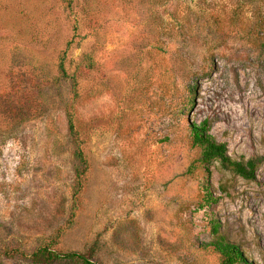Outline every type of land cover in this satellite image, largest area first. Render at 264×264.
<instances>
[{
    "label": "rangeland",
    "instance_id": "rangeland-1",
    "mask_svg": "<svg viewBox=\"0 0 264 264\" xmlns=\"http://www.w3.org/2000/svg\"><path fill=\"white\" fill-rule=\"evenodd\" d=\"M205 119L264 156V0H0V264H220L218 236L264 264V160L207 175Z\"/></svg>",
    "mask_w": 264,
    "mask_h": 264
},
{
    "label": "trees",
    "instance_id": "trees-1",
    "mask_svg": "<svg viewBox=\"0 0 264 264\" xmlns=\"http://www.w3.org/2000/svg\"><path fill=\"white\" fill-rule=\"evenodd\" d=\"M259 24L262 25L260 17L257 20V25ZM58 67L62 74L65 75L66 70L61 61ZM73 86H75V83H73ZM186 123L192 145L200 149L198 160L207 175L210 173L209 164L216 160L224 168L230 169L235 174L245 179H255L257 167L260 162L264 160V156L250 157L245 160L233 159L227 153V144L225 142L217 141L210 134L209 123L206 119L200 123L191 121H187ZM67 124L69 132L73 135L74 139H76V132L70 113H67ZM74 153L82 166V168L77 171V176L79 177L84 173L87 162L81 149L77 147ZM203 188L204 196L207 200H211L212 193L210 191L209 184L206 182L203 185ZM212 224L213 231L217 232L218 225L216 223ZM204 247H210L218 253L220 257V264H253L248 260L243 249L238 243L230 241L223 236H218L206 242ZM29 257L33 263H48L56 259H79L84 264H99L91 261L84 253L78 251H59L52 249L48 245L39 246L32 253H30Z\"/></svg>",
    "mask_w": 264,
    "mask_h": 264
}]
</instances>
